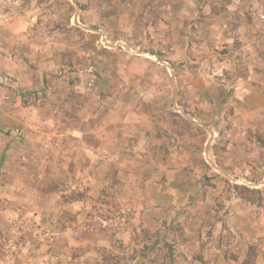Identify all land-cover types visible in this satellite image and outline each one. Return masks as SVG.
Here are the masks:
<instances>
[{
  "label": "rangeland",
  "instance_id": "374dc122",
  "mask_svg": "<svg viewBox=\"0 0 264 264\" xmlns=\"http://www.w3.org/2000/svg\"><path fill=\"white\" fill-rule=\"evenodd\" d=\"M146 1L0 0V264H264V0Z\"/></svg>",
  "mask_w": 264,
  "mask_h": 264
},
{
  "label": "crops",
  "instance_id": "0c3cea01",
  "mask_svg": "<svg viewBox=\"0 0 264 264\" xmlns=\"http://www.w3.org/2000/svg\"><path fill=\"white\" fill-rule=\"evenodd\" d=\"M143 9L144 8H141V10H143ZM82 13H83L82 17H84V14L86 12L82 11ZM89 13L90 12H88V15H89ZM88 15L85 18V20L90 18V17H88ZM79 19H81V17H79ZM82 20L83 19H81V22H82L81 24L86 25V27L90 30V28H92V27H89L90 23L87 25ZM88 22H90V21H88ZM104 22H106V21L104 20ZM93 23L94 22H92L91 25H93V28L96 29L95 23L94 24ZM98 31H99V29H98ZM109 42H111V41H109ZM114 45H117V43H114ZM0 67H1L0 68L1 71L5 72V74L9 75L10 78L15 79L13 81L11 80L10 82L12 84V88L16 90V91L9 90V89L0 90V153H2L0 155V166L3 168L5 165V162H7V158H8L7 153H13V152L15 153V151H17V150H15L14 148L19 149L20 153H33L32 146L37 147L36 146L37 141L31 139V137H30L31 134L26 133L25 136L28 135V136H26V138H28V139L24 142V144L21 142H14L13 140L10 141L12 135L8 136V135L3 133L4 128H6V129L12 128L13 131H19L22 128H24V130L26 131V128H25L26 124L29 125L30 123H32L29 120L28 121L25 120L26 113L24 111L28 110V109L22 108L21 101H20L21 99H19V101H18L17 92L26 91L27 88H28L27 91H29L31 93L34 92L35 90H34V88H31V89L29 88L30 87L29 84H31V83L27 82L25 80L26 77H24L22 75V71H19L18 68L15 65H13V63L11 61H8V60L5 61V60L0 59ZM211 85L215 86L214 84H211ZM26 86H29V87H26ZM215 87L216 88L207 87V89L198 88L197 91H198V94L200 96H202L203 99H205V98L207 99L209 96L210 97L214 96V93L211 94V90H213V89L217 90L218 87H220V86H215ZM37 92H39V91H37ZM216 92L218 93V91H216ZM34 94H36V93H34ZM173 94H174V96L176 95V99H177V90L173 91ZM183 99H184V101H186V97H183ZM26 119H27V117H26ZM47 119H48V117H45L44 115H40V116H36L35 120L37 121L36 123L42 124L43 122L47 121ZM47 133H45V134H47ZM10 134H11V132H9V135ZM45 134H43L42 136H44ZM42 142H43V139H42ZM4 153H6V154H4ZM50 153H52V152H50Z\"/></svg>",
  "mask_w": 264,
  "mask_h": 264
},
{
  "label": "trees",
  "instance_id": "16d2710c",
  "mask_svg": "<svg viewBox=\"0 0 264 264\" xmlns=\"http://www.w3.org/2000/svg\"><path fill=\"white\" fill-rule=\"evenodd\" d=\"M152 1V0H151ZM147 2H149V0H147L146 1V3ZM152 3H153V5H157L158 6V4H157V0H153L152 1ZM152 7V6H151ZM151 18H153L154 20L156 19V14H153V16L151 15ZM159 19V18H158ZM154 23V25H156V26H158V24H159V22H153ZM160 23H161V21H160ZM106 51V53H109L110 55H112V56H116L115 55V52L114 51H112V50H107V49H105ZM63 55H65V54H63ZM62 55V56H63ZM69 57V56H68ZM72 58V57H71ZM68 64H71V62H69ZM180 102V101H179ZM181 103V102H180ZM182 105H183V103H182ZM184 106V105H183ZM173 117V116H172ZM176 117H178L177 115H174V117L173 118H176ZM187 128V127H186ZM187 130V129H186ZM199 130H201V129H199ZM198 130V131H199ZM184 132V131H183ZM217 162L219 163V160H217ZM241 190L243 191V192H245L246 193V197L248 198L247 199V201H249V202H252V196H254L255 194L256 195H258V191H253V190H249V189H247L246 187H242L241 188ZM245 195V194H244ZM149 251L148 250H145V251H143V253H145V254H147ZM149 255V254H148Z\"/></svg>",
  "mask_w": 264,
  "mask_h": 264
},
{
  "label": "clouds",
  "instance_id": "9594fccd",
  "mask_svg": "<svg viewBox=\"0 0 264 264\" xmlns=\"http://www.w3.org/2000/svg\"><path fill=\"white\" fill-rule=\"evenodd\" d=\"M74 19L76 20L75 21V23H76V25L79 27V26H81V24H80V21H79V17L77 16L76 18H75V16L73 17L72 16V22L74 23ZM72 23V25H75V24H73ZM83 26V25H82ZM82 28H84L83 30L85 31V32H90V33H92V31H94V29H91L90 28V30L87 28V27H82ZM92 30V31H91ZM95 30H97V29H95ZM101 31L99 30V33H100ZM102 34V36H99L100 38L101 37H103V39L109 44V46H110V49L112 48V47H116L117 45H114L112 42H109L108 40H107V36H106V34L104 33V31H103V33H101ZM105 49V48H104ZM107 50H109V49H107ZM89 73V72H88Z\"/></svg>",
  "mask_w": 264,
  "mask_h": 264
},
{
  "label": "built area",
  "instance_id": "2783aa9c",
  "mask_svg": "<svg viewBox=\"0 0 264 264\" xmlns=\"http://www.w3.org/2000/svg\"><path fill=\"white\" fill-rule=\"evenodd\" d=\"M100 41H101V45L103 46V48L105 49H110V46L109 44L103 39V37L100 38ZM91 69H88V72L90 73ZM3 84V81L0 80V87L2 86Z\"/></svg>",
  "mask_w": 264,
  "mask_h": 264
}]
</instances>
